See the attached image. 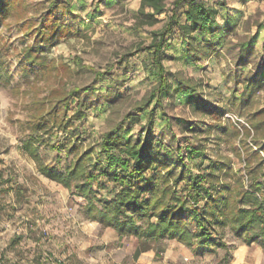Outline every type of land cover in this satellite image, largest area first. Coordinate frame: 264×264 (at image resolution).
I'll use <instances>...</instances> for the list:
<instances>
[{
  "label": "rangeland",
  "instance_id": "1",
  "mask_svg": "<svg viewBox=\"0 0 264 264\" xmlns=\"http://www.w3.org/2000/svg\"><path fill=\"white\" fill-rule=\"evenodd\" d=\"M51 1L12 0L0 21V262L168 264L167 237L159 240L153 255L138 257L136 234L120 235L89 216L87 198L41 173L22 144L38 134L30 125L33 116L74 87L90 86V92L73 100L74 106L79 100L87 106L85 119L76 120L75 138L83 149L132 112L139 120L131 122L130 133L149 138L151 152L168 159L174 177L187 175L180 190L213 161L217 181L239 189H248L255 177L264 182V0H203L220 9L216 32L199 37L202 44L210 38L215 43V51L209 48L203 58L193 56L180 30L169 33L164 63L171 84L161 105L153 99L151 107H157L150 133L147 113L135 107L150 96L159 75L140 45L167 23L173 0L159 22L145 26L135 24L141 0H70L74 9L60 14L65 35L44 47L38 58L42 64H32L24 54L35 43ZM177 13L181 19L184 5ZM181 81L197 87L198 98L183 90ZM64 135L39 138L45 160L60 170L75 155L52 146ZM179 146L184 159L177 161ZM191 146L199 152H191ZM93 188L96 197L111 199L119 185L101 176ZM190 226L196 223L191 220ZM245 238L244 231L239 234L230 224L218 225L210 245H198L195 239L187 248L215 259Z\"/></svg>",
  "mask_w": 264,
  "mask_h": 264
},
{
  "label": "trees",
  "instance_id": "2",
  "mask_svg": "<svg viewBox=\"0 0 264 264\" xmlns=\"http://www.w3.org/2000/svg\"><path fill=\"white\" fill-rule=\"evenodd\" d=\"M11 1L0 0V21L7 16ZM50 4L39 22L40 29L35 43L28 45L24 54L26 60L32 64H42L43 61H38V58L44 56V47L56 44L65 35L67 25H63L60 14L65 15L74 9L70 0H52ZM181 5H184V13L179 19L177 8ZM167 9L168 0H141L135 24L154 25L160 21L159 15ZM219 12L217 4L203 0H173L167 23L154 31L149 43L140 45V50L148 51L159 75V83L153 88L150 96L135 107L136 111L147 113L149 133L154 128L156 107L163 103L165 90L171 84L164 63L167 40L172 38L169 33L180 30L190 45L189 50L193 56L203 58L209 54V48L212 47L215 51V43L210 38L202 44L199 37L216 32ZM175 34L173 33V36ZM180 87L193 93V98H198L194 95L197 87L191 83L181 81ZM90 90V86H76L67 94L58 97L47 110L33 116L30 125L38 134L33 139H26L22 144L24 150L36 161L41 173L68 188H75L76 192L87 198L86 211L89 216L106 226L114 227L123 236L136 234L139 238L147 240L168 237L192 245L195 239H198V245H210L216 227L228 224L239 234L244 231L249 241L264 239L262 180L255 177L248 189L235 188L229 181H217L218 164L213 161L208 171H202L195 178H190L186 181L185 190H180L179 183L187 175L182 172L180 177H174L168 159L160 152H151L152 144L149 138L143 140L130 133L131 122L139 120L135 113H127L120 122L104 131L97 145L83 149L75 138V131L78 129L76 120L85 119L87 106L83 100H79L74 106L73 100L78 98L81 92ZM153 99L157 105L151 107ZM60 132L65 135L52 146L66 147L69 152L75 151L73 160L65 170L47 162L39 145V138H43L44 134L50 137ZM195 150L199 152L198 147L191 146V152ZM178 157L177 161L184 159L180 146ZM101 176H106L119 185L111 199L96 197L93 184ZM157 182L162 185H157ZM149 190L152 191L151 194ZM191 220L196 223L195 228L190 226ZM142 221L145 224H142Z\"/></svg>",
  "mask_w": 264,
  "mask_h": 264
},
{
  "label": "crops",
  "instance_id": "3",
  "mask_svg": "<svg viewBox=\"0 0 264 264\" xmlns=\"http://www.w3.org/2000/svg\"><path fill=\"white\" fill-rule=\"evenodd\" d=\"M162 239L147 240L139 238V246L136 248L137 256L141 255L140 257L145 259L146 256L153 255L155 246ZM166 240H168L166 248V253L169 254L168 264H264V242L261 239L249 241L245 238L235 241L229 247V252L227 251L226 255L222 256L219 253L215 259L209 254H191L187 244L176 238L167 237Z\"/></svg>",
  "mask_w": 264,
  "mask_h": 264
}]
</instances>
